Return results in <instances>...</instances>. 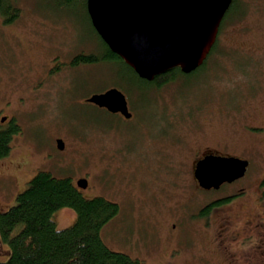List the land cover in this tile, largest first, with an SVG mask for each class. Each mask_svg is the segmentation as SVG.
Instances as JSON below:
<instances>
[{
	"label": "rangeland",
	"instance_id": "374dc122",
	"mask_svg": "<svg viewBox=\"0 0 264 264\" xmlns=\"http://www.w3.org/2000/svg\"><path fill=\"white\" fill-rule=\"evenodd\" d=\"M15 2L20 12L13 22L0 15V116L14 117L21 132L7 171L14 172L28 147L37 167L15 185L0 184V211L16 203L39 171L88 178L80 189L86 198L120 206L102 230L113 251L143 264H264V246H251V236L242 243L249 236L243 224L234 230L242 232L236 245L217 246L216 221L197 216L209 200L240 188L248 195L239 219L255 225L260 216L263 188L251 184L264 176V0H236L206 66L144 93L123 77L120 64L72 66L74 57L102 49L87 0ZM111 87L126 93L131 120L85 101ZM216 141L250 165L244 179L210 192L195 185L194 171L204 147ZM6 181L14 184L10 176ZM74 221L69 211L57 213L59 228ZM3 247L2 260L9 257Z\"/></svg>",
	"mask_w": 264,
	"mask_h": 264
},
{
	"label": "trees",
	"instance_id": "16d2710c",
	"mask_svg": "<svg viewBox=\"0 0 264 264\" xmlns=\"http://www.w3.org/2000/svg\"><path fill=\"white\" fill-rule=\"evenodd\" d=\"M15 1L0 0V15H4V21L13 22L18 16L20 8ZM235 8L236 0H233L220 32ZM98 37L102 49L74 57L72 66L120 64L125 72L123 77L143 93L151 88L160 89L181 75L185 76L181 68L176 67L155 76L152 81L143 79ZM217 47L215 43L211 53ZM18 132L20 130L15 126L6 131L0 124V157L8 155L11 134ZM61 210L75 216V221L65 228H59L57 223V213ZM119 212L120 206L116 202L100 196L86 198L73 178L39 171L17 195L16 203L8 210L0 211V244L5 246L1 249L3 254L8 252L9 255L7 259H0V264H143L139 259L111 250L103 241L102 230ZM203 212L208 214L209 210Z\"/></svg>",
	"mask_w": 264,
	"mask_h": 264
},
{
	"label": "water",
	"instance_id": "95a60500",
	"mask_svg": "<svg viewBox=\"0 0 264 264\" xmlns=\"http://www.w3.org/2000/svg\"><path fill=\"white\" fill-rule=\"evenodd\" d=\"M233 0H87L93 27L108 45L143 79L180 67L191 73L200 67L215 45L222 21ZM110 113L132 117L126 94L116 88L87 99ZM4 118L2 121H4ZM63 150V139L57 140ZM248 160L207 155L194 171L199 185L218 189L243 177ZM79 188L89 185L86 178Z\"/></svg>",
	"mask_w": 264,
	"mask_h": 264
},
{
	"label": "flooded vegetation",
	"instance_id": "af4514ba",
	"mask_svg": "<svg viewBox=\"0 0 264 264\" xmlns=\"http://www.w3.org/2000/svg\"><path fill=\"white\" fill-rule=\"evenodd\" d=\"M210 54H211V52H210ZM210 54L208 55V57L204 61V63L200 67H198L195 71H193L192 73L197 72L199 69H201L205 65ZM192 73H189V75ZM85 101H87V99H85ZM102 109L105 110L108 114H111L110 112H108L107 109H105V108H102ZM115 115H117L118 117L122 116L119 113H116ZM133 117H134V112H133V116L131 117V119ZM122 118H124V117L122 116ZM1 119H2V117L0 116V124L3 127V130L8 131L9 129L12 128V126H15L18 128V125H16V123H14V121H13L15 119L14 117L7 116L6 120H4V121H2ZM131 119H128V120H131ZM259 128L262 129L263 127H259ZM20 133L21 132L11 134V141L9 144L10 151H9L8 155L2 156L0 158V160L5 159L4 161H6V163H4V166H3V164L2 165L0 164V182H1V180L6 181V178L10 176L11 182L14 183V184L7 183V181L1 182L0 184H2V183L5 184V189L9 186L15 185L17 183V181L20 179L19 175L24 174L23 176H25L27 173L29 174L30 171L34 170L33 169L34 167L35 168L37 167V166L32 167L33 163H31V159L29 157V154H33V148L28 147L27 148V154H26L25 158L22 159V161H20L19 164L15 165L14 172L11 173V172L7 171V163L10 161L9 159H10L11 154H12V148H13L12 143L15 140V136L20 135ZM215 143H216L217 147L216 146H214V147L213 146H205L204 147V149H205L204 157L207 155L214 154V155H219V156H234V157H238L241 159H245V158H242L241 155L237 152H230L228 150L225 142L222 143L221 147H220L221 142L216 141ZM65 148H66V146H65ZM60 151L62 152L63 150H60ZM48 155L52 156L51 153H48ZM44 157H47V154H45ZM197 160H199V158L194 160V162H195L194 166L197 163ZM247 172H248V170H247ZM247 172H246L244 177L236 179L235 181L230 182V183H224L223 185L220 186V188H224L228 185L229 186L234 185L240 179H244L247 176ZM195 182H196L195 185L198 186L199 189H201L196 178H195ZM257 182H258V184L256 185ZM6 183H7V185H6ZM251 186H257V187L263 188L261 190V194L258 198V201L260 200L261 202L257 203V205H261V208L257 211L258 215H260V216L258 217L255 225L253 224L252 221H242L239 219L240 212L247 209V207H245L244 205H239L240 202H242V200L243 201L247 200L248 194L246 193L247 191L245 188H240L237 190V192H235L233 194H228L226 196H219L213 200H209V202L205 206H203L202 211L200 212V214H201L204 210H209L208 214H203L204 213L203 212L201 216L197 215L199 218H207V220H209V223L211 225H213V222L216 221L217 227H214V232L216 234L215 237L218 238L217 246L236 245L237 244L236 241L241 240V238H239V236H242V232L239 230H237V231H234V230L237 227H239L241 224H243L242 226H243V229H245V232H247V234H249L248 237L242 239V243H245V240H248L251 236L253 238V240L250 241V243H253L251 246H264V176L261 179V181L256 180V182H253L251 184ZM220 188H218V189H220ZM201 190H203V189H201ZM215 190L216 189H210L208 191L213 192ZM254 191L256 193L255 189H254ZM216 209H221V210L215 211ZM213 214H214V216H213ZM216 218H217V220H216ZM172 227L176 228L177 225L173 223ZM212 228H213V226H212ZM253 228L258 229L257 230L258 236H257V234L254 235V234H252V232L249 231V230H252Z\"/></svg>",
	"mask_w": 264,
	"mask_h": 264
}]
</instances>
